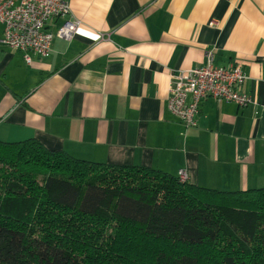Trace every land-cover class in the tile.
Returning a JSON list of instances; mask_svg holds the SVG:
<instances>
[{"label": "crops", "instance_id": "0c3cea01", "mask_svg": "<svg viewBox=\"0 0 264 264\" xmlns=\"http://www.w3.org/2000/svg\"><path fill=\"white\" fill-rule=\"evenodd\" d=\"M82 25L42 59L0 46V140L135 165L219 191L264 188V0H69ZM65 18L49 22L50 31ZM3 28L0 26V38ZM238 63L248 107L204 100L186 129L171 73Z\"/></svg>", "mask_w": 264, "mask_h": 264}, {"label": "trees", "instance_id": "16d2710c", "mask_svg": "<svg viewBox=\"0 0 264 264\" xmlns=\"http://www.w3.org/2000/svg\"><path fill=\"white\" fill-rule=\"evenodd\" d=\"M0 264H264V188L0 140Z\"/></svg>", "mask_w": 264, "mask_h": 264}, {"label": "built area", "instance_id": "2783aa9c", "mask_svg": "<svg viewBox=\"0 0 264 264\" xmlns=\"http://www.w3.org/2000/svg\"><path fill=\"white\" fill-rule=\"evenodd\" d=\"M71 14L69 0H0V46L21 52L28 64L32 55L48 58L55 38L70 41L82 25ZM60 18H65L63 24L50 31L49 22ZM247 79L238 63L216 65L214 50L208 49L201 66L171 73L168 108L186 129L194 128L204 100L231 102L239 108L252 104L253 98L240 91ZM177 175L182 182L188 179L185 170Z\"/></svg>", "mask_w": 264, "mask_h": 264}, {"label": "rangeland", "instance_id": "374dc122", "mask_svg": "<svg viewBox=\"0 0 264 264\" xmlns=\"http://www.w3.org/2000/svg\"><path fill=\"white\" fill-rule=\"evenodd\" d=\"M2 27V26H1ZM3 28V27H2ZM3 32V31H2Z\"/></svg>", "mask_w": 264, "mask_h": 264}]
</instances>
